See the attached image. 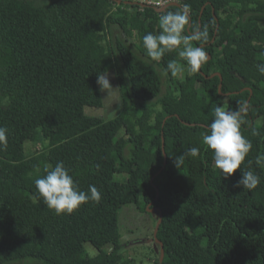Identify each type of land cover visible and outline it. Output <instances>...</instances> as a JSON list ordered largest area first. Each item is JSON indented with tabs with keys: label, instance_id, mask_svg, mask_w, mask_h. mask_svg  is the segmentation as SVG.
<instances>
[{
	"label": "trees",
	"instance_id": "obj_1",
	"mask_svg": "<svg viewBox=\"0 0 264 264\" xmlns=\"http://www.w3.org/2000/svg\"><path fill=\"white\" fill-rule=\"evenodd\" d=\"M116 1L0 0V264H128L110 217L130 204L162 212L156 264H264V167L251 165L261 183L243 190L239 169L221 179L203 144L216 105L248 101L241 133L253 147L241 167L264 153V0H179L161 12ZM185 4L186 34L208 26V40L193 42L208 58L181 78L166 70L171 60L187 69L178 51L154 62L142 38ZM105 70L122 100L108 121L84 112L101 108ZM41 140L47 147L29 156L25 144ZM191 147L199 155L177 168L173 158ZM58 162L81 190L95 185L100 202L57 216L34 200L35 179Z\"/></svg>",
	"mask_w": 264,
	"mask_h": 264
},
{
	"label": "clouds",
	"instance_id": "obj_2",
	"mask_svg": "<svg viewBox=\"0 0 264 264\" xmlns=\"http://www.w3.org/2000/svg\"><path fill=\"white\" fill-rule=\"evenodd\" d=\"M190 21V7L185 4L176 11H167L159 16V32L157 34L147 33L142 38L143 48L147 56L154 62H159L166 53L178 51L179 57L183 59L189 74L197 73L207 61V53L203 46H194V41L206 42L209 38L207 24L193 26L191 33L186 34V26ZM166 70L173 77H183L184 66L176 60H171ZM258 71L264 74V64L258 66ZM97 75V85L101 93L108 96L115 92L108 78L107 70ZM107 96V97H108ZM247 106L240 102L235 110L229 105H216L214 107V118L207 126L206 134L203 136V144L212 153L214 165L219 170L221 179H228L238 169L241 178L236 187L243 190H253L261 183L260 177L252 170L251 165L264 167V153H258L247 165H241L248 157L252 149V143L241 133L242 115ZM8 144V130L0 126V151L5 150ZM200 153L198 147H191L185 153L176 155L174 164L180 168L186 157H197ZM44 175L35 179L36 193L33 199L43 201L48 209L57 216L71 215L82 205L89 202L99 203L101 193L95 185H89L87 191L79 188L77 182L69 174L63 162H58L53 167L46 164Z\"/></svg>",
	"mask_w": 264,
	"mask_h": 264
},
{
	"label": "rangeland",
	"instance_id": "obj_3",
	"mask_svg": "<svg viewBox=\"0 0 264 264\" xmlns=\"http://www.w3.org/2000/svg\"><path fill=\"white\" fill-rule=\"evenodd\" d=\"M39 5H45L48 0H32ZM114 33H119L114 31ZM120 35V33H119ZM187 69L184 68V73ZM108 78L115 92L108 94L101 93V108H86L85 114L89 117H98L105 121L111 120L121 112L122 100L119 92L116 72L108 71ZM182 78V77H181ZM167 88L164 84L162 92ZM108 96V97H107ZM47 147V142L41 140L37 144H25V150L29 156L42 151ZM117 211L112 213L110 224H116L120 233L121 250L120 254L127 260L128 264H156L160 258L161 250L154 240V231L160 217L156 209L148 207L141 212L136 205L117 206ZM139 209V210H138ZM86 249L91 256L97 254L96 250L89 244ZM24 263V262H22ZM21 264V263H10Z\"/></svg>",
	"mask_w": 264,
	"mask_h": 264
},
{
	"label": "built area",
	"instance_id": "obj_4",
	"mask_svg": "<svg viewBox=\"0 0 264 264\" xmlns=\"http://www.w3.org/2000/svg\"><path fill=\"white\" fill-rule=\"evenodd\" d=\"M178 1L179 0H117L116 4L118 6L134 4L140 7V11L145 6L152 7L157 11H160L169 5L178 3Z\"/></svg>",
	"mask_w": 264,
	"mask_h": 264
},
{
	"label": "water",
	"instance_id": "obj_5",
	"mask_svg": "<svg viewBox=\"0 0 264 264\" xmlns=\"http://www.w3.org/2000/svg\"><path fill=\"white\" fill-rule=\"evenodd\" d=\"M204 8V7H203ZM202 8V9H203ZM165 9V8H164ZM164 9H161L159 12H161V11H163ZM214 13V12H213ZM212 77V76H211ZM221 86V85H220ZM248 104V101H247V103H246V105ZM166 160V159H165ZM167 161V160H166ZM166 161H165V164H166ZM164 164V165H165ZM157 197H158V192H157ZM158 212H159V214H160V217H159V220H158V223H157V227H156V229H155V231H154V240H155V242L158 244V245H160V249H161V257H160V260H159V263H161L162 262V259H163V255H164V251H163V246H162V243L156 238V234H158L157 233V231H158V228H159V226H160V224H161V222H162V212H161V210H159V209H156Z\"/></svg>",
	"mask_w": 264,
	"mask_h": 264
}]
</instances>
